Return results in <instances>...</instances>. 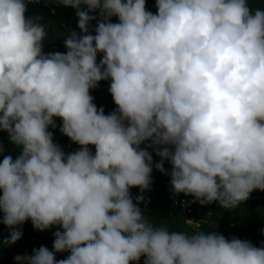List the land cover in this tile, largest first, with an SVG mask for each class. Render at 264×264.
Masks as SVG:
<instances>
[{
	"label": "clouds",
	"instance_id": "clouds-1",
	"mask_svg": "<svg viewBox=\"0 0 264 264\" xmlns=\"http://www.w3.org/2000/svg\"><path fill=\"white\" fill-rule=\"evenodd\" d=\"M58 2L77 9L80 34L66 38V53L45 54L44 27L25 17V0H0V130L21 148L0 162V222L12 229L9 244L28 220L63 229L53 251L41 246L16 264H131L142 255L145 264H264V245L156 227L130 196L152 183L153 157L140 147L149 140L165 145L157 155L172 165L174 194L234 209L264 191V9L156 0L153 14L146 0ZM104 80L116 105L108 115L90 95ZM54 117L79 150L65 156L53 143Z\"/></svg>",
	"mask_w": 264,
	"mask_h": 264
},
{
	"label": "trees",
	"instance_id": "trees-1",
	"mask_svg": "<svg viewBox=\"0 0 264 264\" xmlns=\"http://www.w3.org/2000/svg\"><path fill=\"white\" fill-rule=\"evenodd\" d=\"M25 3L27 9L25 17L32 19L35 23L44 27L45 38L42 41L43 48L57 46L58 50L56 52L66 53V38L72 31H76L77 34H80L78 22L72 24L68 18L69 13H71L74 8L64 6L57 1L54 7L56 12L54 15H51L47 11L42 10L38 5H32L28 0H25ZM249 4L253 11L257 8L264 9V0H249ZM155 5L156 0H146V9L153 12V14L157 12ZM82 6L87 10L85 5ZM113 21L114 23H118V17L114 16ZM88 28L89 30L93 28L92 21L89 22ZM98 55L103 54L98 53ZM109 86L110 81L104 80L100 81L95 89L90 90V95L94 98L93 103L98 109L103 108L105 115L112 113L116 109L112 96L104 93L105 89L109 88ZM53 119L54 123L49 125L47 129L52 133L53 143L61 149L65 156L79 150L81 146L72 142L69 137L60 131L62 120L57 117ZM150 144L151 140L141 144L140 147L146 148L153 157L151 178L168 180V176L155 167L157 163L161 162H163L164 166L165 161H162V158L157 155V151L163 150L165 145H152L148 147ZM88 147L94 154L95 149L91 147V145ZM0 148L3 149V151L0 152V162H2L4 156H12L13 159H16L21 152L20 147L10 142L9 134L2 130H0ZM156 187L152 195H148L146 190L142 192L139 187L130 189V196L133 203L141 209L144 218L154 226L159 227L167 225L171 231L187 230L184 224V214L174 211L172 216L167 215L168 201L165 196H163L162 189L157 184ZM0 195H2V191H0ZM139 196H142L143 199L138 202L137 197ZM191 197L194 198L193 196ZM143 200L147 202V209L143 208ZM197 203L204 209L211 211L214 225H221L226 229L229 223H237V226L224 232L227 239L236 237L241 240H247L256 247L264 245V191L254 190L250 193L249 199L242 202L234 209H224L218 202L206 205H201L199 201H197ZM2 217L3 213L0 212V221H2ZM16 227L22 231V237L15 243L9 244L6 243V241L10 237L12 229L0 222V264H16L14 258L17 255L32 256L34 255V250H38L41 246H45L50 251H53V242L55 240L54 233L56 231H63L59 225H54L43 231L37 230L33 227L31 220ZM203 229L205 230L208 228L203 227ZM69 255V251L56 253L55 259L62 260ZM146 259L147 257L142 255L138 261H133L131 264H145Z\"/></svg>",
	"mask_w": 264,
	"mask_h": 264
},
{
	"label": "built area",
	"instance_id": "built-area-1",
	"mask_svg": "<svg viewBox=\"0 0 264 264\" xmlns=\"http://www.w3.org/2000/svg\"><path fill=\"white\" fill-rule=\"evenodd\" d=\"M58 0H36V2H31L32 5H38L42 10L47 11L51 15H54L56 10H55V3ZM80 10L83 11H88L84 9V7L81 5ZM89 15L95 16L96 19L91 20L93 22V28L89 30L90 34L95 35V29L98 26V21L101 20L99 10H96L94 12H89ZM69 21L74 24L78 22V16H77V9H73L71 13H69ZM114 16L111 18V22L114 23L113 21ZM58 50L57 46H53L51 48H43V52L45 54L48 53H54ZM103 55H98L97 56V62L102 58ZM110 81V80H107ZM105 94L111 95L109 92V88H106L104 91ZM95 149L94 145H91ZM96 150V149H95ZM164 169L165 171L163 172L165 175L168 176L167 179H161L157 180L155 178L152 179V183L150 184V188L146 190L148 192V195H152L154 191L156 190V184L162 189V194L165 196V198L168 201V210H167V215L172 216L174 211H178L182 214H184V224L187 228V231L192 232L195 230H202L203 227H207L208 229H203L204 231H215L218 234L224 235L225 231L228 229H231L235 226H237L236 222H232L228 224V228L225 229L224 226L221 225H214L212 222V214L210 210L204 209L202 206H200L197 201L192 198L190 195H185L183 193L180 194H174L171 186V168L172 165L168 160H164ZM133 188V187H132ZM130 188V189H132ZM143 208L147 209V202L146 200H143ZM192 221L191 224L188 223V221ZM225 236V235H224Z\"/></svg>",
	"mask_w": 264,
	"mask_h": 264
}]
</instances>
